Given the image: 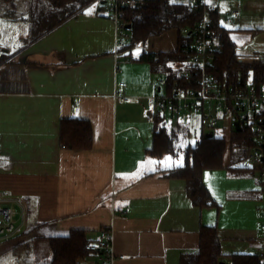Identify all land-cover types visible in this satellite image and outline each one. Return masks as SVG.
I'll list each match as a JSON object with an SVG mask.
<instances>
[{
    "label": "crops",
    "instance_id": "0c3cea01",
    "mask_svg": "<svg viewBox=\"0 0 264 264\" xmlns=\"http://www.w3.org/2000/svg\"><path fill=\"white\" fill-rule=\"evenodd\" d=\"M210 2L238 60L263 58L264 0ZM228 17L234 21L225 24ZM29 33L17 52L0 44V191L22 200L14 206L25 219L21 234L0 240V264H51L52 250L39 260L37 242L50 246L51 237L72 230L96 242L112 226L115 251L123 255L116 264H181L199 251L205 226L215 228L226 264L235 254L259 255L264 183L258 169L240 164L241 151H227L228 144L224 165L204 171L212 204H195L186 180L168 175L198 141L183 144L191 115L174 120L158 111L154 96L169 73L141 56L177 51V28L127 44L118 58L113 21L90 3L38 38L32 27ZM181 65L168 63L174 74ZM117 91L130 101L117 100ZM66 118L89 121L90 149L62 141ZM161 127L176 134L178 148L159 157L151 149ZM99 261L93 252L80 264Z\"/></svg>",
    "mask_w": 264,
    "mask_h": 264
},
{
    "label": "trees",
    "instance_id": "16d2710c",
    "mask_svg": "<svg viewBox=\"0 0 264 264\" xmlns=\"http://www.w3.org/2000/svg\"><path fill=\"white\" fill-rule=\"evenodd\" d=\"M54 11L47 13L36 11L33 13L32 35L38 38L49 32L57 25L78 13L93 0H47ZM51 9V8H50ZM214 26L223 32L222 47L211 72L219 83L231 86L253 84L259 89L264 87V61L242 62L238 60L235 43L229 38L228 29L219 23L217 13L212 10ZM202 12L195 10L187 3H174L170 0H145V5L129 10L126 14L128 29L133 33L131 46L145 43L149 38L159 36L166 31L177 28L179 30V49L169 53L144 52L143 60L155 67L164 69L168 77V88L184 87L185 79L171 72L168 67L170 61L185 62L193 52L194 30ZM127 24V25H128ZM187 30V31H186ZM5 57H0V63ZM175 133L167 132L164 128H157L154 146L151 153L163 156L175 153L178 138ZM186 148V162L183 166L170 169L168 175L182 178L187 182V191L193 202L203 206L212 204L211 197L203 182V173L207 169L219 168L224 165V155L228 146L227 139L222 135L207 136ZM62 141L66 146L76 149H90L93 145L92 126L89 121L79 118H66L61 122ZM253 135L244 127L235 129L231 133V145L251 146ZM245 152V151H243ZM240 154L244 155L242 152ZM243 168V167H242ZM52 260L51 264H80L81 261L93 253L86 249L91 243L84 230H72L67 235L53 236L49 239ZM221 241L214 227H203L201 230V245L197 253L184 255L181 264H221L224 262ZM234 264H263L257 254H235L231 256Z\"/></svg>",
    "mask_w": 264,
    "mask_h": 264
},
{
    "label": "built area",
    "instance_id": "2783aa9c",
    "mask_svg": "<svg viewBox=\"0 0 264 264\" xmlns=\"http://www.w3.org/2000/svg\"><path fill=\"white\" fill-rule=\"evenodd\" d=\"M191 6L202 12L194 30L193 52L182 63L179 76L187 81L184 87L168 88V77L161 79V89L154 96L155 105L160 113L169 114L174 120L195 114L199 117L200 125L204 129L215 132L239 130L244 127L253 137V144L246 147L247 156L259 170L264 183V87L259 89L253 84L231 86L219 83L211 72L222 47L223 32L214 26L210 0H191ZM90 5L100 7L115 25V55L121 57L127 46L126 14L145 5V0H93ZM239 9L234 10L238 15ZM234 21L233 17L225 19V24ZM187 31V30H186ZM127 59H130L128 56ZM259 61H264L259 58ZM124 86L125 83H121ZM115 98L128 102L130 98L119 91ZM253 129V130H252ZM65 147V145H62ZM14 203L23 205L21 199L11 197L0 191V240L10 239L22 233L24 227V213ZM263 222L260 226L262 245L259 256L264 264V210ZM86 249L100 254V261L96 264H116L123 258L118 255L114 246V229H102L101 236L96 242L87 244ZM229 264H234L233 260Z\"/></svg>",
    "mask_w": 264,
    "mask_h": 264
},
{
    "label": "rangeland",
    "instance_id": "374dc122",
    "mask_svg": "<svg viewBox=\"0 0 264 264\" xmlns=\"http://www.w3.org/2000/svg\"><path fill=\"white\" fill-rule=\"evenodd\" d=\"M170 1L175 3H180V2L189 3L191 0H170ZM51 10L54 11L52 9V5L47 0H0V44L8 46L11 49L12 53L17 52L22 46V44H24V39L28 36V34H30L29 31L32 26L31 18L33 13L38 11L42 13L44 12L47 15V13H51L50 12ZM127 35H128L127 44H130L133 39L132 31L127 30ZM191 121L192 122L190 127V135H188L187 140L183 142L184 145L199 141L203 136L202 134L204 133L206 134L207 132L210 131L209 129H204L200 125L199 117L197 115L191 114ZM215 130H216V135H222L227 139V142L229 144V149H227V151L232 150L234 152L235 150H238L241 151L246 156V159L243 160L242 162L240 161V164L255 167V164L247 156L246 146L232 147L231 136H229L230 134L226 132L223 133L222 132L223 130L221 129L218 130L215 129ZM18 218H20V216ZM37 243H36L37 246L35 245V250L38 249L40 245H43L42 248H39V250L41 251L39 255L40 257L39 260H47L51 251L48 242L44 241V242H39L38 244ZM23 251H26V249ZM224 260L226 261L227 259L224 258ZM84 264H90V263L85 262Z\"/></svg>",
    "mask_w": 264,
    "mask_h": 264
},
{
    "label": "water",
    "instance_id": "95a60500",
    "mask_svg": "<svg viewBox=\"0 0 264 264\" xmlns=\"http://www.w3.org/2000/svg\"><path fill=\"white\" fill-rule=\"evenodd\" d=\"M131 25H127L126 29H130ZM236 128L239 129V123H236ZM207 136H213V133H208ZM221 264H226L225 262H221Z\"/></svg>",
    "mask_w": 264,
    "mask_h": 264
}]
</instances>
